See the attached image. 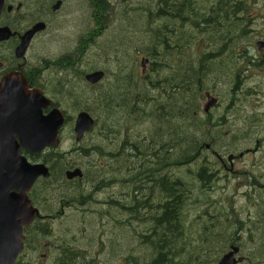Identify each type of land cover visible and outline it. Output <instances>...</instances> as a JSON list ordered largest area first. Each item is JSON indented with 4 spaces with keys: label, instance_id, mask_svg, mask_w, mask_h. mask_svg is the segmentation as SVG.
Wrapping results in <instances>:
<instances>
[{
    "label": "trees",
    "instance_id": "obj_1",
    "mask_svg": "<svg viewBox=\"0 0 264 264\" xmlns=\"http://www.w3.org/2000/svg\"><path fill=\"white\" fill-rule=\"evenodd\" d=\"M87 1L86 11L96 28L105 30L113 24L106 0ZM257 1L133 0L129 9L113 12L120 24L129 19L131 24L119 29L117 40L98 47L97 59L105 55L100 69L88 63L84 67L85 54L97 50V37L89 38L91 30L79 36L76 48H66L55 59L54 64L65 69L57 67L53 77L67 90L54 100L70 106L71 112L79 106L88 113L97 110L95 126L86 136L97 131V139L86 144L85 137L68 150L59 144L30 156L32 162L46 164L50 175L39 178L28 194L39 213L27 234L53 236L57 221L39 217L68 213L75 223L65 228L74 229L75 243L84 238L89 243V228L102 227L111 248L103 264H217L233 246L243 258L240 264H264V171L251 173L245 183L236 173L243 189L253 188V195L245 192L243 205L231 211L228 203L234 204V198L219 191L225 184H217L225 162L218 153H234L222 146V133H215L214 126L226 122L221 117L213 123L211 114L193 115L204 91L216 88L221 80L213 75L216 66L220 64L229 79L231 67L250 59L249 48L243 47L250 31L241 14ZM24 5L11 17L4 15L0 23L15 31L36 21L41 10L34 12L30 1ZM261 11L264 16V6ZM14 45L10 52L7 44L2 47L8 51L0 50V60L11 64ZM197 48L203 49L200 55ZM139 57L140 69L147 60L144 73L137 67ZM97 70L105 77L90 87L84 76ZM239 77L236 71L235 81ZM67 122L71 126L70 116ZM252 126L245 123L244 134ZM237 131L238 127L231 133L247 148L249 140ZM114 136L117 142L112 141ZM81 153L86 159L81 160ZM208 164L216 168L211 170ZM78 166H83L86 180H67L65 173ZM95 187H102L97 201L91 197ZM216 193L226 206L213 199ZM100 234L97 228V248H107L101 245ZM65 236L72 239L71 233ZM72 241L60 239L59 246L69 250Z\"/></svg>",
    "mask_w": 264,
    "mask_h": 264
},
{
    "label": "rangeland",
    "instance_id": "obj_2",
    "mask_svg": "<svg viewBox=\"0 0 264 264\" xmlns=\"http://www.w3.org/2000/svg\"><path fill=\"white\" fill-rule=\"evenodd\" d=\"M106 1L108 2L107 8L111 11L108 16L109 18H113V24L104 30L103 27L96 28L91 16H89V13L86 11V7L89 5L87 0H67L62 8L57 12L49 31H47L46 34L40 35L34 41L26 56L28 66L30 67L31 65L36 67L43 79L51 78L55 71L57 73V67L55 65L48 66V69H44L40 72V69H43L42 66L48 64V61L55 62V59L63 56L65 53L64 50L66 48H76L78 45L79 36L86 30H91L89 32V38L91 37L90 39H94L97 37V50L89 49V52L85 54L86 65H84V67L86 69L88 68L87 63L91 66L96 65L97 68L101 67V65L105 63V55H100V58L97 59V52H99L98 47L104 46V44L109 39L112 41L117 40V32H119V29L122 28L123 25L131 24L130 19L127 20V22L123 21L124 23L120 24L119 19H114L113 12H116L118 8L129 9L133 2V0ZM260 1L261 0H258L256 4L250 5V9L246 13L241 14V18L243 20L245 17L247 19L244 21L242 20V23L244 24L247 22V29L250 31V33L247 34V38L249 40L243 41V47L247 46L251 52L250 59H241L236 67H231L229 71H231L230 74L232 75L229 79L224 77V73L221 70L223 69L222 66L220 64L216 66L214 68L213 75H216L221 80L217 82L218 85L216 88H211V90L204 91L202 98L199 100V110L193 113L194 116L198 115L201 118L206 115V113H204L202 110L206 102L205 92H208L210 95L217 98L219 104L214 106L207 114H211V121L213 123L218 118H224V122H226L225 124L214 126L215 133H222L223 147L234 149V153H218V155L223 158L225 162H221L223 171L220 173L221 178L217 182L218 185L225 184V189H219L220 192L223 194L227 193L231 195L230 197L234 198V204L230 202L228 203L233 209L231 210L233 212H235L240 205H243L244 202L242 196L245 192L253 195V188H250L251 190L246 188L243 189L241 185L248 181L251 173L256 172V174L259 175L264 171V49L257 50L255 46L256 41H264V16L262 15L261 11V8L264 6V0H262L261 3ZM1 50L4 54H6L8 51L6 48ZM196 51L197 54L200 55L203 49L197 48ZM44 59L47 60V62H44ZM140 60H142V57L138 58L137 67L139 72L141 71ZM109 64L110 63L108 62V65ZM58 68L65 69L63 67ZM236 71H240V77L237 81L234 79ZM40 88L48 98L49 94L53 92V90L51 91V89L48 88L47 84L42 85ZM232 91H234L235 94H232ZM60 105L63 110L68 111V114L76 113L71 112L70 106H66L65 103ZM232 106L234 107L231 108ZM89 113H91L93 118L97 117V110L92 108L90 109ZM245 123H252L254 125L246 134H244L243 129V125ZM68 124L69 122L65 120V123L62 127L63 129L61 130L62 139H60V146L66 148L67 150L72 147L75 137L73 136L72 138V127ZM237 127L238 134L242 137L245 136V138L249 140V145L247 148L246 146L244 148L241 147V140L231 133V131ZM94 139H97V131L90 134V137H86L83 142L89 144V142ZM256 141L260 142L259 148L257 150L255 149V152L253 151L251 153H247L249 150H253L254 147L257 148L255 145ZM204 152H206V154H211V152L205 148ZM239 154H242L243 156L239 158ZM231 155L236 157L233 163L229 162V156ZM80 157L81 160L86 159V156L82 153ZM211 162L214 163L215 161L211 160ZM207 166L211 170L216 168L211 164H208ZM78 167L83 170V166ZM190 168L194 169V165H191ZM235 172H239V175L241 176L242 174V178H245L242 184L239 180H237L239 175H237ZM224 175L227 176V179H222ZM83 179L86 180L84 177ZM101 189L102 187H95L91 192V197L95 198L96 201L97 196L99 199L101 198ZM218 193L213 196V199L217 200L219 205L226 206V202L224 200L220 201L217 198L216 195ZM231 211H229V213ZM71 213H76V211L69 212V214ZM68 216V213L62 215V219L53 225L55 228L59 227L57 228L59 229V233L63 231L66 226L71 225V222L75 223V219ZM97 228L98 232H101L100 235L102 236L101 245H107V248H97V263L99 262V264H103L108 261V252L111 250V248L109 246L108 240L104 239V232L101 231L102 227L99 226ZM47 241L48 239L43 240L45 249ZM77 244H83L85 246L88 243L82 239V241L78 242ZM41 264H43V262H41Z\"/></svg>",
    "mask_w": 264,
    "mask_h": 264
},
{
    "label": "water",
    "instance_id": "obj_3",
    "mask_svg": "<svg viewBox=\"0 0 264 264\" xmlns=\"http://www.w3.org/2000/svg\"><path fill=\"white\" fill-rule=\"evenodd\" d=\"M3 5L4 0H0V13ZM60 5L61 2L57 1L51 8L57 11ZM44 29L45 24L38 22L20 36V42L14 49L16 59L25 58L32 37ZM14 35L8 27H0V42L9 41ZM255 46L257 50L264 49V41H257ZM146 64L144 59L142 73ZM104 77V71L97 70L86 74L85 81L95 85ZM205 98L202 110L207 114L218 101L208 92H205ZM50 103L41 90L28 88L19 72L8 73L0 80V264H12L23 250V228L29 226L38 213L28 194L39 178L50 175L46 164L31 162L22 152L42 154L60 144L59 132L65 117L58 108L43 114ZM94 126L95 120L88 112H79L74 122V141L80 143ZM231 158L229 156V160ZM65 175L69 181L81 179L82 171L75 168ZM238 254L239 248L233 246L217 264H240L243 258Z\"/></svg>",
    "mask_w": 264,
    "mask_h": 264
},
{
    "label": "flooded vegetation",
    "instance_id": "obj_4",
    "mask_svg": "<svg viewBox=\"0 0 264 264\" xmlns=\"http://www.w3.org/2000/svg\"><path fill=\"white\" fill-rule=\"evenodd\" d=\"M26 1L31 2V4L33 5V11L34 12L41 10V12L37 16L36 21H34V22L29 21L26 23L24 28L19 29V30H15V31H13L8 25H2L0 23V27H8L13 33H15V35L13 37H11L9 41L0 42V50L2 49V47H4L5 44H7L8 48H9V52L11 50V44L13 42L15 43V45L12 49V52L10 53V55L13 56V61L11 62V64L6 62V61L0 60V80L2 79V77L4 75H6L8 73L19 72V73H21V75L25 79L26 85L28 88L41 90V92L43 93V95L46 98H48V97L44 94V92L42 91V89L40 87L44 84H47L48 88L51 89V91L53 90V92L49 94V98H48L51 102L50 106L47 109L43 110V114H47L53 108H58L63 113L66 121H67V117L70 116V123H71V127H72L71 134H73L71 136L73 138V136H75L74 135V122H75L76 115L79 112L84 111V110L80 108L81 106H79L78 108H76L78 110L74 111L76 113L70 114V115L68 114V111L63 110L61 108V105H60L61 102L59 100H54V99L57 95H59L60 93H63V91H66L67 87L64 86L62 83H60L58 80H56L55 79L56 76H54V77L52 76L51 78H48V79H43V77L41 76V74H39V71L36 69V67L31 66V65H30V67L28 66L27 57H26L29 50L31 49L34 41L40 35L46 34L47 31H49L51 24H52L53 20L55 19L57 12L64 5L63 0H4V5H3V8H2L1 13H0V22H1V19L4 15L6 17H11L16 12H18L20 9H23L25 7L24 3ZM57 1H60L61 5L57 11H53L51 7ZM8 7H10V10H8ZM38 22L44 23L45 29L43 31L35 34L32 37V40L29 44V47L25 53V58L20 59V60L16 59L14 56V49L16 48V46L20 42V40H19L20 36L25 31L31 29L32 26ZM44 62H45V59H44ZM47 63L48 64H46L45 66H42L43 69H40V72L44 69H48L49 68L48 66H54L55 65L54 62H52V61H48ZM146 65L148 66V64H146ZM56 67H58V66H56ZM84 79H85V76H84ZM100 82H102V80ZM100 82L96 83L95 85H91L87 82L86 83L88 86L91 87V86L99 85ZM81 103H83V99L81 100ZM218 104H219V102L216 105H218ZM210 110H212V108ZM61 134H62V132L60 131L59 132V139H62ZM87 135H88V133L84 136V138ZM117 139H118L117 136H114L112 141L117 142ZM255 145L257 148L254 147L253 150H249V152H247V153H251L253 151L255 152L259 148L260 142L256 141ZM22 154L29 161H31L30 156H32V154H30L29 152H26V151H23ZM242 156L243 155L241 154V156H239V158H241ZM235 158H236L235 156H232V158H231V160H229V162L233 163ZM235 173H238V172H235ZM83 177L84 176H83V172H82V179H83ZM32 205L35 209H37L35 204L32 203ZM63 209L64 208L61 207L62 214H63ZM37 211L39 213L38 209H37ZM38 213H37V215H38ZM95 213H97V210H95ZM37 215L34 217V220L32 221V223L29 226L23 228V237H24V239H23V250L17 255V257L15 258V260L12 264H41V262H43V264H61V261L63 260V258H68L65 261L66 264H97V224L91 228V231H90V229L88 230L89 231L88 236H89V238L92 237V239L89 241L88 244H86L84 246L83 244L75 243L74 240L76 239L75 237L77 235L74 232H71V231H74L73 228H65L64 233L58 232L59 229H57V228H59V227L52 228L51 230L54 233V235L53 236L48 235L47 237H44L45 235H42L41 233H38V232L27 234L26 230L32 228L34 225V222H36V220H38ZM42 218L53 219L51 222H56V221H59L62 219L61 217H48V216L47 217H39V219H42ZM86 231H87V228L83 227L81 236L84 237V235L86 234ZM67 232L71 233L72 239H69L65 236V233H67ZM63 238L70 240V241L73 240L72 242L68 243V247H69L68 249L69 250L60 248L59 241H60V239H63ZM44 239H48V241L46 243V249H45V244L43 243ZM84 240L87 242L86 238H84ZM27 246H29V247H27Z\"/></svg>",
    "mask_w": 264,
    "mask_h": 264
},
{
    "label": "bare ground",
    "instance_id": "obj_5",
    "mask_svg": "<svg viewBox=\"0 0 264 264\" xmlns=\"http://www.w3.org/2000/svg\"><path fill=\"white\" fill-rule=\"evenodd\" d=\"M132 99V98H131Z\"/></svg>",
    "mask_w": 264,
    "mask_h": 264
}]
</instances>
